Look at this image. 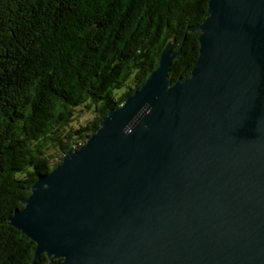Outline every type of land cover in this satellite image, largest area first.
Returning a JSON list of instances; mask_svg holds the SVG:
<instances>
[{"label":"water","instance_id":"1","mask_svg":"<svg viewBox=\"0 0 264 264\" xmlns=\"http://www.w3.org/2000/svg\"><path fill=\"white\" fill-rule=\"evenodd\" d=\"M192 73L159 66L39 174L11 223L59 264H264V0H210Z\"/></svg>","mask_w":264,"mask_h":264},{"label":"trees","instance_id":"2","mask_svg":"<svg viewBox=\"0 0 264 264\" xmlns=\"http://www.w3.org/2000/svg\"><path fill=\"white\" fill-rule=\"evenodd\" d=\"M210 0H0V264H59L11 223L39 174L144 85L170 41L188 77ZM88 113L83 115V113Z\"/></svg>","mask_w":264,"mask_h":264},{"label":"rangeland","instance_id":"3","mask_svg":"<svg viewBox=\"0 0 264 264\" xmlns=\"http://www.w3.org/2000/svg\"><path fill=\"white\" fill-rule=\"evenodd\" d=\"M86 114H88V113H87V112H86V113H83L82 116H83V115H86Z\"/></svg>","mask_w":264,"mask_h":264}]
</instances>
